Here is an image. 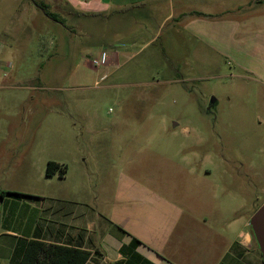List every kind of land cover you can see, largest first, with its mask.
<instances>
[{"label":"rangeland","instance_id":"rangeland-1","mask_svg":"<svg viewBox=\"0 0 264 264\" xmlns=\"http://www.w3.org/2000/svg\"><path fill=\"white\" fill-rule=\"evenodd\" d=\"M258 2L252 12L262 10ZM92 9L0 0V185L51 191L58 179L46 176L47 161L65 159L68 182L90 181L101 200L123 194V209L126 198L150 190L170 198L185 182L202 183L222 204L217 186L226 185L249 220L264 204L254 84L177 20ZM228 13L238 19L243 10ZM104 53L106 64L95 65ZM23 151L33 152L34 167L23 165Z\"/></svg>","mask_w":264,"mask_h":264},{"label":"crops","instance_id":"crops-1","mask_svg":"<svg viewBox=\"0 0 264 264\" xmlns=\"http://www.w3.org/2000/svg\"><path fill=\"white\" fill-rule=\"evenodd\" d=\"M73 2L92 7L93 12L144 14L147 19L159 18L163 23L177 20L188 36L242 70L244 78L254 84L250 87L258 98L255 122L264 145V18L258 21L259 15H255L264 12V0ZM254 2L262 10L252 12ZM235 9L243 10L238 19L228 13ZM32 153L23 151V165L35 166ZM49 162L66 170L63 178L58 172L48 177L50 181L58 179L51 191H23L0 185V191L26 195L0 201V264H19L31 241L91 252L86 264H264L251 230V217L247 220L238 215L241 202L226 185L217 186V192L227 197L222 204L217 195L215 200L209 198L212 190L207 191L202 183L185 182L170 188V198L153 190L140 199L126 198L129 206L123 209V194L113 201L101 200L98 193L92 195L90 181L68 182L70 161ZM73 164L88 177L86 168L75 166L80 161L74 160ZM223 174L234 178L230 167H224ZM159 190L166 194L167 184ZM120 216H129L131 224ZM133 238L141 242L135 249L130 247Z\"/></svg>","mask_w":264,"mask_h":264},{"label":"trees","instance_id":"trees-1","mask_svg":"<svg viewBox=\"0 0 264 264\" xmlns=\"http://www.w3.org/2000/svg\"><path fill=\"white\" fill-rule=\"evenodd\" d=\"M35 5L43 11L47 17L55 22H61L57 15L48 13L47 6L44 3L35 2ZM60 177L66 174L65 168H61L55 162H49L46 168L47 177H52L56 173ZM24 194L13 191H0V201L5 197H20ZM123 233H127L119 228ZM141 242L137 238H133L130 245L131 248H136ZM91 257V252L82 251L76 248L47 244L39 241H31L19 264H86Z\"/></svg>","mask_w":264,"mask_h":264},{"label":"water","instance_id":"water-1","mask_svg":"<svg viewBox=\"0 0 264 264\" xmlns=\"http://www.w3.org/2000/svg\"><path fill=\"white\" fill-rule=\"evenodd\" d=\"M250 226L264 261V204L251 217Z\"/></svg>","mask_w":264,"mask_h":264},{"label":"built area","instance_id":"built-area-1","mask_svg":"<svg viewBox=\"0 0 264 264\" xmlns=\"http://www.w3.org/2000/svg\"><path fill=\"white\" fill-rule=\"evenodd\" d=\"M106 62H107V56H106V54L104 53V54L102 55V57H101L100 60H95V61H94V64L97 65V66H101V65L106 64Z\"/></svg>","mask_w":264,"mask_h":264}]
</instances>
